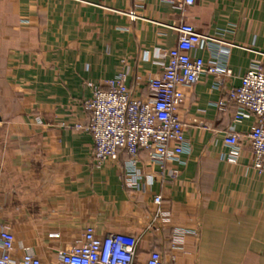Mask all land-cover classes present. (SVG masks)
<instances>
[{
    "label": "crops",
    "instance_id": "obj_1",
    "mask_svg": "<svg viewBox=\"0 0 264 264\" xmlns=\"http://www.w3.org/2000/svg\"><path fill=\"white\" fill-rule=\"evenodd\" d=\"M181 21L222 40L196 53L231 73L220 89L209 74L181 87L177 114L188 150L168 164L178 173L141 152L144 189L136 188L125 175L128 155L97 166L90 133L73 124L90 122L87 83L105 87L120 70L130 92L145 98ZM260 53L264 0H195L184 9L168 0H0V224L14 235V255L32 251L56 262L88 224L100 235H138L159 194L168 215L142 235L136 264L153 249L166 264H264V174L246 144L228 162L222 139L254 119L235 122L233 104H215Z\"/></svg>",
    "mask_w": 264,
    "mask_h": 264
},
{
    "label": "built area",
    "instance_id": "obj_2",
    "mask_svg": "<svg viewBox=\"0 0 264 264\" xmlns=\"http://www.w3.org/2000/svg\"><path fill=\"white\" fill-rule=\"evenodd\" d=\"M184 9L195 0H168ZM178 39L168 48L158 75L147 78L148 94L145 98L133 95L126 85V71L120 70L105 81V87L88 82L91 95L84 100V107L90 114L87 125L74 123V129L90 133L92 138L91 158L97 165L118 164V154L124 151L125 175L131 186L144 189L137 162L141 152L148 161L166 169L169 163L179 162L181 153L188 150L184 136L185 124L177 111L184 99L181 87H191L204 74L215 81L220 89L222 79L231 71L211 59H204L196 53L198 48L222 43L221 39L200 33L193 25L181 21L174 27ZM227 44V43H224ZM263 58H252L249 67L241 76L240 84L225 89L226 97L216 101V107L225 110L231 103L235 110L233 120L241 122L253 117L251 127L238 132L227 128L222 139L229 146L227 161L237 162L242 146L250 147L252 167L264 174V53ZM64 125V123H61ZM66 126V125H65ZM171 176L178 173L177 167H168ZM157 207L149 223L141 233L132 235L120 231H108L100 235L91 224L85 226L82 236L69 247L58 252L56 262L42 261L34 252L25 251L19 257L14 255V235L9 228L0 224V264H136L138 247L144 233L155 230L158 221L167 218L161 208V195H153ZM143 264H166L162 254L150 250Z\"/></svg>",
    "mask_w": 264,
    "mask_h": 264
}]
</instances>
